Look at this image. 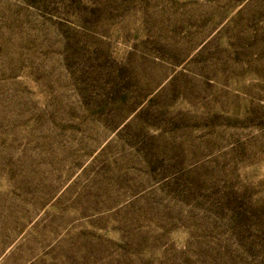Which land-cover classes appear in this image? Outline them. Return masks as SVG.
Returning a JSON list of instances; mask_svg holds the SVG:
<instances>
[{
  "label": "rangeland",
  "instance_id": "obj_1",
  "mask_svg": "<svg viewBox=\"0 0 264 264\" xmlns=\"http://www.w3.org/2000/svg\"><path fill=\"white\" fill-rule=\"evenodd\" d=\"M0 264H264V0H0Z\"/></svg>",
  "mask_w": 264,
  "mask_h": 264
}]
</instances>
